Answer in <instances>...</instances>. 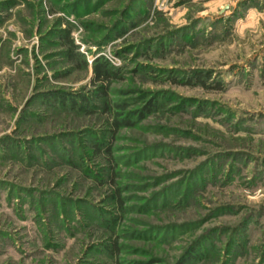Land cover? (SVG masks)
<instances>
[{
    "label": "rangeland",
    "instance_id": "1",
    "mask_svg": "<svg viewBox=\"0 0 264 264\" xmlns=\"http://www.w3.org/2000/svg\"><path fill=\"white\" fill-rule=\"evenodd\" d=\"M99 52L133 123L114 132L89 84ZM190 250V264H264V0H0V264Z\"/></svg>",
    "mask_w": 264,
    "mask_h": 264
},
{
    "label": "trees",
    "instance_id": "2",
    "mask_svg": "<svg viewBox=\"0 0 264 264\" xmlns=\"http://www.w3.org/2000/svg\"><path fill=\"white\" fill-rule=\"evenodd\" d=\"M59 38H61L63 40V44L66 45V47L62 51V54L65 55L67 59L77 60L79 62L80 67L86 68L87 62L85 58L77 50V46L68 37L67 33H62L61 35H59ZM90 69L91 70H90L89 84L93 86L95 89L93 91L92 98L95 100H99L103 104V109L111 114L112 132L116 131L121 126L132 125L133 123L129 121V119H124L122 121L117 120V117L115 116L116 115L115 112L117 111H113L114 108L122 110L125 108L126 105L124 103H118V102L112 103L110 99L108 98L110 84L113 81L122 78L121 68L114 67L106 59H104L101 56H96L91 61ZM190 78H192L194 82L202 84L203 80L207 78V75L198 73V74L191 76ZM41 96H42L43 102H46V100L49 99L51 102L58 103L59 105L70 103L71 107L76 106L78 107L77 109H82V107L80 106V102L77 103L76 100H71L70 97L67 96V94L63 95L57 91H47V92L41 93ZM81 99L86 104V106H90L89 98L82 97ZM155 107H156V102L149 103L148 105H146L143 111H138V115H137L138 118H142L144 115L152 111L153 108ZM90 110L91 109L89 107L86 110V112H89ZM113 134L114 133H111L110 137H112ZM92 148H93V152L96 153L97 155L103 154L105 158H108V154H109L108 144L102 147V143H100V141L95 140L94 146ZM111 247L113 251L116 248V243H112ZM192 251L194 250H190L187 254L181 256L180 261H178L176 264H190L193 258L195 257Z\"/></svg>",
    "mask_w": 264,
    "mask_h": 264
},
{
    "label": "built area",
    "instance_id": "3",
    "mask_svg": "<svg viewBox=\"0 0 264 264\" xmlns=\"http://www.w3.org/2000/svg\"><path fill=\"white\" fill-rule=\"evenodd\" d=\"M99 55H102L103 57H105V58H107L108 60H110L109 57L106 55V53H104V52H99V53H97L95 56H92V57L90 58V60L88 59V60H87L88 63H90L94 57L99 56Z\"/></svg>",
    "mask_w": 264,
    "mask_h": 264
}]
</instances>
